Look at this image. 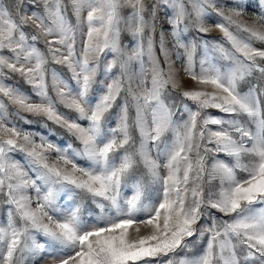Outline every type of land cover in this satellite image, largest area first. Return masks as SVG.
Returning a JSON list of instances; mask_svg holds the SVG:
<instances>
[{
  "label": "snow or ice",
  "instance_id": "6c2138e0",
  "mask_svg": "<svg viewBox=\"0 0 264 264\" xmlns=\"http://www.w3.org/2000/svg\"><path fill=\"white\" fill-rule=\"evenodd\" d=\"M256 42L264 0H0V264H264Z\"/></svg>",
  "mask_w": 264,
  "mask_h": 264
},
{
  "label": "rangeland",
  "instance_id": "374dc122",
  "mask_svg": "<svg viewBox=\"0 0 264 264\" xmlns=\"http://www.w3.org/2000/svg\"><path fill=\"white\" fill-rule=\"evenodd\" d=\"M124 11H125V14H127L128 10L125 9ZM71 20H72V23H75L74 17H72ZM164 29H165L166 32L168 31L167 24L164 25ZM24 31L26 33H31V29L30 28H25ZM193 34H194V31H190L188 34H186V36L187 37H191ZM122 38H123V41H124L125 45H128L129 41H131V39H132L131 35L128 34V33H122ZM169 39H170V36H169ZM204 39H208V40H211V41H222V35H221V33L218 30L214 29L212 32H210L206 36H204ZM36 46L39 47L41 49V51L45 52V54H47V49L45 47V44L42 41L38 42ZM255 46L257 48H264V44H262L260 42H256ZM77 47L78 48L80 47V38L79 37H78ZM3 54L10 55V53H8L6 50L4 51ZM199 54L200 53L198 51V56H199ZM173 59H175V57H173ZM221 63H223V62H221ZM163 66L165 67V69L167 68V65H163ZM55 67L57 68L58 73L60 75H62L64 78L68 77L69 74L67 73L66 70L62 69L60 66H55ZM174 67L179 68L180 66L177 63ZM137 70H138V65H137ZM258 78H259V73H255L253 75V77H251L249 79L252 81V83H256ZM180 79H181L182 86H183V88L185 90H192V89H195V88L198 87V85H196V83L194 81H192L187 76H184L182 74V71H181ZM5 82L8 83V84H11L13 86L18 87L21 91L29 94L30 96H32L33 99H36L34 93L32 92L31 87L29 85H27L19 77H13L11 79H7ZM49 84H50V81H49ZM248 86H250V85H245L242 90L246 91ZM49 94L52 95V96L55 95L54 92L51 90V87L49 88ZM169 102L171 103V101H169ZM175 103L177 105H179V98L175 101ZM189 103H191V102H189ZM193 107H194V105H193ZM60 111L67 112L68 110L64 109L63 106H60ZM206 111H207L208 114L213 115V116H223L224 115L222 113H219L215 109H208ZM9 112L10 113L14 112V108L12 106H9ZM23 115L26 116L28 118V120H31L32 123L31 124L25 123L24 120H20V119L16 118L14 115H10L9 118L11 120H13V122H15L17 125H19L21 127H24L26 129H29V130H36L38 132L47 133L48 129L55 128V126L52 125L50 122H49L47 128H43L41 123L37 122L38 118L32 117L30 114H27V113H25ZM210 127L215 128L216 126L210 125ZM55 131H56L57 135H54V136L50 137L53 141H55L56 143L68 142V143H72L74 146H76V142H74L71 139V137H69L61 129H55ZM218 158L224 159L226 162L231 160L230 157H226L224 154H221ZM15 159L20 160L21 162L24 161V157L21 154H19V153H17L15 155ZM49 162L50 163H56L57 162L56 161V157H55V153H52L49 156ZM81 163H84V162L81 161ZM238 175H243V174L242 173H238ZM217 215L219 216L220 214H217ZM225 219H226V217H225ZM205 243H206V238H205L204 242H196L194 245L190 246L188 249H185L184 251L180 252L179 256H181V257L187 256L189 258L197 257V256H199V255H201L203 253Z\"/></svg>",
  "mask_w": 264,
  "mask_h": 264
}]
</instances>
